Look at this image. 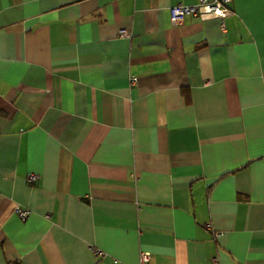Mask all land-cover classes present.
I'll list each match as a JSON object with an SVG mask.
<instances>
[{"label": "crops", "instance_id": "obj_1", "mask_svg": "<svg viewBox=\"0 0 264 264\" xmlns=\"http://www.w3.org/2000/svg\"><path fill=\"white\" fill-rule=\"evenodd\" d=\"M195 3L0 0V264H264V0Z\"/></svg>", "mask_w": 264, "mask_h": 264}, {"label": "built area", "instance_id": "obj_2", "mask_svg": "<svg viewBox=\"0 0 264 264\" xmlns=\"http://www.w3.org/2000/svg\"><path fill=\"white\" fill-rule=\"evenodd\" d=\"M196 3L193 5L174 4L169 8V22L171 26H179L185 17L194 18L197 20H203L206 18L222 19L228 14L226 5L230 0H195ZM118 34L121 37H126L127 34L124 30H119ZM129 85H134L136 80L130 78L128 81ZM27 184H33L35 176L29 174L27 176ZM14 213L17 217L24 221L29 212L24 209L15 208ZM95 256H98V252L94 251ZM149 257L146 253H140L138 256V264H148Z\"/></svg>", "mask_w": 264, "mask_h": 264}]
</instances>
